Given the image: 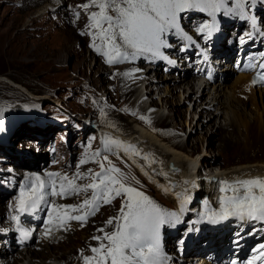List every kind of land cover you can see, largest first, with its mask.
I'll return each instance as SVG.
<instances>
[{"label": "bare ground", "instance_id": "obj_1", "mask_svg": "<svg viewBox=\"0 0 264 264\" xmlns=\"http://www.w3.org/2000/svg\"><path fill=\"white\" fill-rule=\"evenodd\" d=\"M66 1L67 7L59 4V0H52L47 5L49 9L43 10V13L40 12L37 15V18L41 15L46 16V13L50 10L61 14L62 19L54 23L55 26L60 27V35L62 36L59 47L49 46L44 38H38L36 32H30L28 30L30 29L29 26L24 27L26 29L22 28L19 18L12 27L3 31V56L7 53L15 52L18 54L22 52L24 56L37 57V60L49 57V61H51L50 68L60 67L61 69L64 66L63 61L66 57L80 58L83 54L81 48L86 43V47L90 48L93 43L91 33H94L95 29L88 27L91 23L89 16L92 11H98V8L90 7L85 11L86 9L82 8L80 3L72 2L71 0ZM77 13H79V16H77ZM199 16L201 15L195 16L194 19L199 18ZM251 16L250 19L259 17L257 14ZM227 21H230V19L227 18ZM67 23L69 27L76 30L78 40L75 39V41L73 39V31L68 28ZM228 38L234 39V37ZM228 38L227 40L219 41L215 45L213 53H211L212 60L222 76L213 84L209 79L208 81L204 79L206 81L204 84H199L196 81V72L190 68L188 62L184 59L185 56L192 57L188 53H185V55L177 54L178 56L173 55L171 58L168 55L154 58L155 61L153 63L156 64L155 66H159V64L165 66L164 57L168 60L176 61V65L180 68L178 69L180 70L178 78L175 77V74H171L170 79H168L163 73L158 75L161 74L158 72L155 77H147L149 74L145 66L148 65L143 64L147 57L146 54L140 55L134 60L131 59V62L125 63L123 66L120 65L121 67L118 66L119 68L114 69L116 74L97 75L95 77L96 82L100 84V88L105 90L107 82L111 80L110 86L112 84L114 88L119 89L117 94H115L113 87L106 89L110 99L108 101L103 100L100 105V110L104 116L98 115L97 111L96 114L100 121L106 124L101 125L103 126L102 131L106 135H104L105 137H108V133L112 132L111 129L118 131V135L115 134L118 136L116 145L111 140L113 144L108 143L107 148L124 154L121 156L113 155L112 159L122 164V168H120L121 175L127 177L126 180L133 184V187L150 185L158 190L159 194H164L168 199L169 192L165 191L162 181L165 173L170 171L171 164H178L184 170L183 177H178L175 180L178 186L182 187L181 193H191V188L185 183H195L194 180L196 178L204 176L198 170V167L202 168L206 165L212 168L206 174V179L204 178V186L207 188L201 197L204 202H209L212 198H220L221 195H230L229 192H220V188L224 187L220 183L221 181L233 183L234 181L257 177L264 179V87L254 86L251 74L241 71L236 72L231 84H225L230 76L231 69L228 61L232 60V51L238 42V40H232L234 47L230 48ZM96 42L100 43L99 40ZM149 56L150 54H148ZM106 59V57L102 56L96 60L103 66L94 69L95 74L100 73L101 68L103 71L107 70L105 69L106 64H108ZM37 60L35 61L37 62ZM82 60L85 64L88 59ZM148 67L151 68L152 65ZM107 72L109 71L107 70ZM125 73H128V75H125ZM82 76L80 74L78 80H81ZM144 81L147 82L146 85L143 84ZM156 92H158L157 95H155ZM187 101H190V103L194 102L193 112L190 113L189 119L185 118V112L181 108V104ZM167 107H169L168 112L165 110ZM141 117L145 119H141ZM172 124H174L175 129L172 128ZM187 127H191L190 133L187 132ZM195 133H199L201 137L197 138L196 141H192L189 136H194ZM185 136L186 139L184 138ZM204 142H207L211 148H208L202 156L199 151L201 149L202 152L205 151ZM209 152H213L212 155ZM127 159L130 160L132 165L129 164L130 162L126 163ZM156 164H160V167L165 168L164 173L154 167ZM81 181L76 180V184L83 185ZM170 183H165V188L169 189ZM76 195L78 194H72L70 197L74 198ZM91 196L87 194L83 199H89ZM200 202L193 204L183 213H180L181 223H185L189 217H193L192 215L195 211H202L203 204ZM58 203L62 204V202ZM122 203L123 200L119 197H116L110 203V205L115 206L114 208L117 209L118 215L120 214L119 210ZM4 206L0 207V214L3 215L5 212L8 213L7 211L10 209ZM95 207L97 208V206ZM200 223H203V221ZM253 223H256V221L235 220L222 223L219 227L206 226L198 239H195L198 240L194 243L195 247L198 248L204 238L205 240L202 242L208 241L207 247L212 248L210 252L219 251L222 244L226 246L229 237L235 231L239 233L237 238L243 236L245 239V233H248ZM198 224V221L195 222V226H198ZM67 225H58L56 229L63 228V230H66ZM240 230L241 232H239ZM11 238H13L12 235H3V239L0 242L4 240V244L0 252L5 254L4 261H6L5 258L10 256L7 264H19L21 257L15 253L14 250L17 244ZM67 238L65 234H62L55 237L54 241L44 239L43 243L40 244L39 251L28 248L24 257L26 258L27 255L31 257V264H52L54 262H59L60 264H87L84 256L89 255H85L83 250L93 247L92 245L98 247L101 243V241L93 239V236L85 239L79 236H72V243ZM104 242L106 243V241ZM241 243L240 241L238 244L240 245ZM45 252H48V254ZM98 255L96 253L93 254V256ZM190 255L189 259H193L192 255L194 254ZM36 258H42V261L36 263L33 261ZM0 260L3 261L2 258Z\"/></svg>", "mask_w": 264, "mask_h": 264}, {"label": "rangeland", "instance_id": "obj_2", "mask_svg": "<svg viewBox=\"0 0 264 264\" xmlns=\"http://www.w3.org/2000/svg\"><path fill=\"white\" fill-rule=\"evenodd\" d=\"M59 1V4H63L67 7L66 0ZM71 1L80 3L81 6L90 2V0ZM51 2L52 0H0V40L2 44L0 46V207L5 205L10 208L9 211H7L8 213L5 212L4 215L0 214V240L3 239V231L5 232V230L13 229V227H11L13 226V222H11V213L15 210L16 199L27 177L33 174L46 177L48 172H59L61 175L67 174L69 178L74 177L78 172L88 174L89 170H91L92 173H96L101 171L98 160L103 161L105 168L110 166L109 161L111 165H117L115 166L116 168H122V164L112 159V156H121L124 154L107 148L108 143H115L114 145H116V140H118V136L116 135H118V131L116 132L114 129H111L112 132H109L108 137H105L106 135L103 133V126L101 125L106 124H103L96 114L97 111L98 115L104 116L103 112L100 110V105L103 100L108 101L110 99L106 89L112 88L113 85L111 84L110 86L109 83H111V80H109L104 90L100 88V84L96 82L95 77L97 75L116 74L114 69L119 68L118 66L120 65L123 66L125 63L131 62V59L122 60L119 63L106 64L105 69L109 72H107V70L103 71L101 68L100 73L95 74L94 69L103 66L99 61L98 64L96 60L100 59L103 55L96 52L92 47H86L87 43L81 48L83 54L80 58L75 59V57L68 56L64 59V66L62 69L60 67L50 68L51 61H49V57L37 60V57H27L22 55V52L18 54L15 52L7 53L3 56V31L12 27L19 18L22 28L29 26L30 29L28 30H30V32H36L38 38H44L49 46L59 47L62 36L60 35V27L55 26L54 23L62 19L61 14L54 10H50L46 13V16L43 15V17L41 15L37 18L38 13H43V10L49 9L47 5ZM228 6L235 7V0H228ZM93 7L96 9L95 6H92V8ZM87 10L88 9L85 11ZM244 11L249 15L248 18L235 14L226 15L223 11L216 13L215 16L218 27L220 28V24L218 23L220 22L221 29L227 31L228 37H234L236 41L242 35H244V38L247 37L243 29L248 30V25L251 21L250 17H252L251 15L255 16L257 14L259 16L258 18L264 30V0H246ZM198 15L201 16L194 19L195 16L198 17ZM227 18H229L230 21H227ZM208 21H213V17L210 13L199 9H190L182 12L179 14L178 19V23L183 32L197 34V36L198 33H201L199 31L203 26L201 24ZM198 25H200V27L197 30V28L194 27ZM68 28L73 31V39L78 40L76 30L69 26ZM178 35L180 34L175 31H170L166 34V46L161 49L163 55H168L169 58L173 56L175 49L172 48L175 47ZM259 35L260 34H258V37ZM202 43L207 47L210 54L213 53L216 45L213 43V39H210L208 36ZM168 47L171 48L168 49ZM191 55L193 57V54ZM82 59H88L89 62L87 63V60L84 64ZM35 60H37V62ZM153 62H146V59L143 62L144 65H152L151 68L145 66L149 74L147 77H155L157 76V72L161 73L158 75H162L163 73V64L155 66L156 64ZM164 65L166 64L164 63ZM190 68L194 69V66ZM175 71L176 69L171 70L168 75H165V73L163 74L168 77V79H170L171 74H175V77L178 78L180 75L178 76L176 74L178 71L176 73ZM80 74L83 76L81 80H78ZM195 75L197 81L199 74ZM235 75L236 72L231 66L230 76L225 84H231ZM72 77H74V79H72ZM114 90L115 94L119 91L116 87ZM157 94L158 92L155 93V95ZM181 108L185 112V118L189 119L190 113L193 112L194 102L190 103V101H187L181 104ZM165 110L168 112L169 107ZM130 119L132 120V118ZM171 126L175 129L174 124ZM190 131L191 127H187V132L190 133ZM199 137H201L199 133H195L194 136H189L192 141H196ZM184 138L186 139V136ZM204 145L205 151L202 152V149L199 151L202 156L206 153L208 148H211L208 146L207 142H204ZM96 153H99V155H95ZM209 153L212 155L213 152ZM104 156H107L108 160H103ZM82 159H87L88 162L80 164V160ZM129 162L130 160L127 159L126 163ZM129 164L132 165L131 162ZM156 165H154V167L164 173L165 168L160 167V164ZM198 170L204 174V176L196 178L194 180L195 183H185L192 191L191 193H184L192 197L191 201L186 204V209L200 201L203 206H212L210 202L216 205L217 201L220 199L212 198L207 203L201 200L202 194L207 190L204 186L206 174H208L209 170H212V168L205 165L202 168L198 167ZM183 174L184 170L181 169L178 164H171L170 171L165 173V177L162 181L164 189H168L167 187L165 188V183L171 182L169 184L170 188L167 190V192H169L168 199L164 194H159L158 190L150 185H138L136 188L145 193L163 209L179 213L180 199L182 197L176 194L179 191V193H181L182 187H179L175 180L178 177L182 178ZM114 175L118 178H123L121 172L114 173ZM82 177L77 180H82L81 182L83 185H85V182L86 184L92 182L90 175ZM124 182L128 185L131 184L127 180H124ZM57 184H59V179L57 180ZM130 186L133 187L134 185L131 184ZM87 194L92 195L93 190L90 189L86 192L82 191L74 196V198L70 197L72 195L71 193H68L64 196H50L48 200L55 205H80ZM119 198L123 200L122 197ZM58 202H62V204ZM96 206L97 208L88 206L84 208V210L78 209L75 211L67 209L68 213H70L69 215L72 214L77 216L91 212H94V214H88L86 220L64 222L63 224H68L66 230H63V228L56 229V227L61 224L59 223L60 221H54L52 227L54 228L55 225L54 231L56 232L53 236L57 237L65 234V237H68L67 239L72 243V236H79L85 239L89 236L102 237L104 232H112L114 230V224L109 225L107 221L110 218L119 216L116 212L117 209L114 208V205L104 203L103 201H99ZM62 210L64 211V209ZM235 220L239 219L232 217L225 222L228 223ZM167 226H169V224L163 225L162 228H166ZM101 229H103V232L100 231ZM1 243L3 242L1 241L0 244ZM92 246L94 247V245ZM93 247L84 249L83 253L93 256V254H95L91 251ZM1 249L3 248L0 246V250ZM32 249L40 250V248ZM170 249V251L167 250L168 252H166V255H169L168 261L174 262L176 256L175 253H173V249L175 248L173 246L172 249V245H170ZM14 251L21 257L19 264L32 263L31 257L28 255L26 258L24 257V255L27 254L26 248L19 249L16 247ZM45 253L48 254V252ZM4 255L3 252H0V256H2L0 258L3 260ZM9 258L10 256L5 258L6 264ZM41 259L42 258H36L33 261L39 263L42 261ZM1 263L4 264L3 261ZM52 264L60 263L54 262Z\"/></svg>", "mask_w": 264, "mask_h": 264}, {"label": "snow or ice", "instance_id": "obj_3", "mask_svg": "<svg viewBox=\"0 0 264 264\" xmlns=\"http://www.w3.org/2000/svg\"><path fill=\"white\" fill-rule=\"evenodd\" d=\"M245 3L246 0H235V7H229L228 0H90L81 7L98 8V11H92L89 16L91 23L88 27L95 29V32L91 33L93 36L91 47L106 57L108 64H114L122 60H134L145 54H150L152 58L162 56L161 49L166 46L167 33L175 31L184 35L178 23L179 14L182 12L199 9L210 13L213 23L204 24L199 31L207 32V36H211L215 27L216 13L223 11L226 15L235 14L243 17ZM188 39L191 38L188 37ZM97 40L100 43H97ZM261 66L264 67V65ZM260 79L264 80V76ZM253 83L256 81L254 80ZM141 119L145 118L141 117ZM103 160H108V157L104 156ZM87 162V159L80 160V164ZM98 163L100 172L92 173L91 170L88 174L78 172L72 178H69L67 174L61 175L59 172H48L46 177L36 174L27 177L20 188L15 208L21 214L34 213L42 204H50L57 213L56 218L63 226V217L69 220H86L88 214H94L91 212L72 216L67 209L75 211L88 206L95 207L99 201L111 203L116 197H122L123 203L119 216L107 221L109 225L114 224V230L104 232L102 237H93L101 241L98 247L91 249L93 253L99 255L84 256V260L87 264H93V262L94 264H167L169 257L161 246V227L165 224L174 226L179 222L180 213L186 210L185 206L192 197L184 193L176 194L182 197L179 213L163 209L145 193L126 184L124 180L127 177L118 178L114 175L121 170L111 165L110 161L108 168H105L103 161ZM85 175H90L92 182L77 185L76 180ZM57 178H59V184H57ZM220 183L224 185L220 188V192L231 191L232 194L221 196L219 208L205 213L210 222L219 223L230 217H236L240 221L264 222V179L257 177L231 184L228 181ZM89 189L93 190L91 198L84 199L80 205H55L48 200L50 196L79 194ZM59 209L65 210L63 217ZM11 219L17 224L20 223V215H13ZM49 222H52L51 216H49ZM18 230L25 239L30 235L29 230L23 228ZM100 231L103 232V229ZM49 234L50 230L45 232V235ZM259 247L264 249V244ZM259 255L264 257V251H261Z\"/></svg>", "mask_w": 264, "mask_h": 264}]
</instances>
